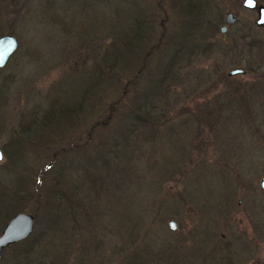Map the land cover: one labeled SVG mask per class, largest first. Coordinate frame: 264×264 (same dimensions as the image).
Segmentation results:
<instances>
[{"label": "rangeland", "instance_id": "1", "mask_svg": "<svg viewBox=\"0 0 264 264\" xmlns=\"http://www.w3.org/2000/svg\"><path fill=\"white\" fill-rule=\"evenodd\" d=\"M241 1L0 0L17 42L0 68V230L33 214L30 261L264 264V24ZM145 245L157 262L130 255Z\"/></svg>", "mask_w": 264, "mask_h": 264}, {"label": "water", "instance_id": "2", "mask_svg": "<svg viewBox=\"0 0 264 264\" xmlns=\"http://www.w3.org/2000/svg\"><path fill=\"white\" fill-rule=\"evenodd\" d=\"M241 4L245 8L256 10L255 23L258 26L264 24V5L257 4L255 0H253L252 5H249L247 3V0H242ZM225 21L228 24L235 22V17L231 12L225 13ZM219 30L221 33H224L226 30V26L225 25L220 26ZM16 48H17L16 38L12 34L5 33L0 35V68L5 65L8 58L14 53ZM243 72H244L243 69L234 68L228 70L227 75L233 76L236 74H242ZM260 186L264 188V173L261 174ZM33 221H34L33 214L20 212V211L16 212L8 219V221L4 224V226L0 230V258L2 251L7 246L19 242L31 234L33 230ZM172 225H175V227H172ZM167 226L170 230L173 231L176 228V223L174 220L170 219L167 221Z\"/></svg>", "mask_w": 264, "mask_h": 264}, {"label": "trees", "instance_id": "3", "mask_svg": "<svg viewBox=\"0 0 264 264\" xmlns=\"http://www.w3.org/2000/svg\"><path fill=\"white\" fill-rule=\"evenodd\" d=\"M7 12H8V16L11 13H12V15L16 14V11L14 9H11V8L8 9ZM249 39H252V38L249 37ZM231 47H233V49L231 51L234 50L235 52H238V53L241 52L236 38L235 39L233 38V40L231 42ZM252 47H253V45H252ZM249 49H251V48L249 47ZM196 137H197V139H199V138L204 139L202 133L199 136V132H197ZM12 151L14 153H16L15 150H12ZM45 208L47 209V210H45L46 212H51V211L55 212L58 208V204L57 203L51 204L49 201H46L45 202ZM32 212H34V214H36L37 208H35ZM39 235H40V237H38ZM42 238H43L42 232H37V231L34 232V230H33L32 233L28 237H26L25 239H23L17 243H14L12 245L7 246L2 251V253H4V254L6 252L10 253L11 261L14 264H16V263L17 264H34L33 260L30 261L28 256H32V254L35 251L34 248L37 246V244H39V242L41 241ZM22 245H24V246H22ZM147 246L150 247V245H145L143 248L133 250L130 255H132L134 258L139 259V260H140V258L138 256L140 255L142 257H146L147 259H151L150 261H152V262H153V260L155 262H157V256H155V254H157V251L158 250L160 251V249L157 246H154V248L156 249V253H155L153 250L151 251L150 248H148ZM130 255H128V260L132 259ZM124 259H125V257H124ZM36 263L37 264H44V262L42 263V260H36ZM47 263L51 264L52 261L47 262ZM63 263H64V261H63ZM63 263H61V264H63ZM65 264H67V263H65Z\"/></svg>", "mask_w": 264, "mask_h": 264}, {"label": "snow or ice", "instance_id": "4", "mask_svg": "<svg viewBox=\"0 0 264 264\" xmlns=\"http://www.w3.org/2000/svg\"><path fill=\"white\" fill-rule=\"evenodd\" d=\"M247 3H248L249 5H252L253 0H247ZM0 158H2V157H0ZM172 227H175V225H172Z\"/></svg>", "mask_w": 264, "mask_h": 264}, {"label": "flooded vegetation", "instance_id": "5", "mask_svg": "<svg viewBox=\"0 0 264 264\" xmlns=\"http://www.w3.org/2000/svg\"><path fill=\"white\" fill-rule=\"evenodd\" d=\"M0 154H1V157H2V151H1V149H0ZM1 159V158H0Z\"/></svg>", "mask_w": 264, "mask_h": 264}]
</instances>
